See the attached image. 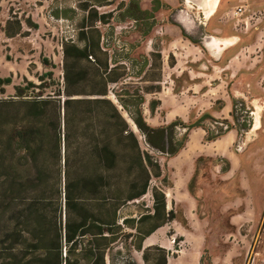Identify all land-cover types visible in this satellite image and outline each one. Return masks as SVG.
<instances>
[{
    "label": "rangeland",
    "instance_id": "rangeland-1",
    "mask_svg": "<svg viewBox=\"0 0 264 264\" xmlns=\"http://www.w3.org/2000/svg\"><path fill=\"white\" fill-rule=\"evenodd\" d=\"M192 7L185 0H112L100 8L88 0H0V79L11 80L0 100L13 97L24 79L42 84L45 94L56 91L64 48L81 47L85 37L98 44L106 53L97 54L101 65L118 77L109 98L120 111L113 94L131 110L125 95L138 93L150 127L176 120L191 127L183 149L167 157L148 149L121 111L140 150L161 170L121 218L151 211L155 189L171 218L144 247L163 248L167 264H264V0H220L208 20ZM98 17H107L105 24ZM7 23L10 30L20 24V34L7 38ZM210 38L235 45L217 57ZM255 110L259 125L251 131ZM120 250L117 264L126 258ZM132 257L143 264L140 253Z\"/></svg>",
    "mask_w": 264,
    "mask_h": 264
},
{
    "label": "trees",
    "instance_id": "trees-1",
    "mask_svg": "<svg viewBox=\"0 0 264 264\" xmlns=\"http://www.w3.org/2000/svg\"><path fill=\"white\" fill-rule=\"evenodd\" d=\"M88 1L100 8L112 0ZM105 18L96 19L105 24ZM9 25L7 38L20 34V24L14 30ZM81 41V47L64 48L56 91L45 94L42 84L24 79L13 97L0 100V264H117L120 249L126 254L122 264H136L133 251L143 264H167L163 248H144L171 218L164 194L152 189V209L137 219L120 215L146 195L151 176L161 177L121 111L146 147L167 157L183 149L191 127L177 120L150 127L138 93L125 95L134 102L131 110L114 93L120 111L109 98L118 77L97 57L106 53L86 37ZM10 84L0 79V92Z\"/></svg>",
    "mask_w": 264,
    "mask_h": 264
},
{
    "label": "flooded vegetation",
    "instance_id": "flooded-vegetation-1",
    "mask_svg": "<svg viewBox=\"0 0 264 264\" xmlns=\"http://www.w3.org/2000/svg\"><path fill=\"white\" fill-rule=\"evenodd\" d=\"M209 2H210V0H185V4L187 5V7L189 8V9H192L193 7L192 6H196L197 8H199V10H201V11H203V15L205 16V19L206 20H208V19H210L211 17H213L214 15H215V13L217 12V9H218V5H219V2H220V0L218 1V3H217V5H216V8H215V11L213 12V13H211L210 11H211V9H210V7H209ZM181 26L183 27V29L186 31V32H189V34H190V31H192L191 30V26H189V24L188 23H183V22H181ZM222 41H230V40H218V39H216V38H210V39H208L207 40V42H206V44H207V46H208V44H210V43H213V42H215V43H218V42H222ZM210 49V48H209ZM227 50V49H226ZM210 51L213 53V54H215V55H217V57H220L221 56V54L223 53V51H225V50H223V51H221V52H214L213 50H211L210 49ZM253 116H254V120H255V123H254V127H256L257 128V123H258V125H259V116H258V112L255 110V112L253 113ZM257 119H258V122H257ZM254 127H253V129H254ZM251 130V131H255V130ZM258 129V128H257ZM256 129V130H257Z\"/></svg>",
    "mask_w": 264,
    "mask_h": 264
},
{
    "label": "bare ground",
    "instance_id": "bare-ground-1",
    "mask_svg": "<svg viewBox=\"0 0 264 264\" xmlns=\"http://www.w3.org/2000/svg\"><path fill=\"white\" fill-rule=\"evenodd\" d=\"M218 1L219 0H210L209 7L211 9V11H210L211 13H213L215 11V8H216V5H217ZM234 45H235V42H232L230 40V41H222L221 43L220 42H218V43L213 42V43L208 44V47L211 50H213L214 52H218L219 53V52H221L223 50H226V49H229V48L233 47ZM257 122H258V119H257ZM256 126H258V123H257ZM256 129L257 128L254 127L253 130H256Z\"/></svg>",
    "mask_w": 264,
    "mask_h": 264
},
{
    "label": "water",
    "instance_id": "water-1",
    "mask_svg": "<svg viewBox=\"0 0 264 264\" xmlns=\"http://www.w3.org/2000/svg\"><path fill=\"white\" fill-rule=\"evenodd\" d=\"M176 18H178V15L175 16ZM180 23V22H179ZM145 248V247H144Z\"/></svg>",
    "mask_w": 264,
    "mask_h": 264
},
{
    "label": "crops",
    "instance_id": "crops-1",
    "mask_svg": "<svg viewBox=\"0 0 264 264\" xmlns=\"http://www.w3.org/2000/svg\"><path fill=\"white\" fill-rule=\"evenodd\" d=\"M201 13H202V17H203V12L201 11ZM203 25V24H202Z\"/></svg>",
    "mask_w": 264,
    "mask_h": 264
}]
</instances>
